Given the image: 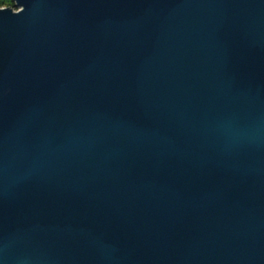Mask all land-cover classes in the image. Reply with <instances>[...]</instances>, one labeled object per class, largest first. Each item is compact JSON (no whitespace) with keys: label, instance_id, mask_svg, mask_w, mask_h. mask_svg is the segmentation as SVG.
Masks as SVG:
<instances>
[{"label":"water","instance_id":"water-1","mask_svg":"<svg viewBox=\"0 0 264 264\" xmlns=\"http://www.w3.org/2000/svg\"><path fill=\"white\" fill-rule=\"evenodd\" d=\"M0 264H264V0L0 6Z\"/></svg>","mask_w":264,"mask_h":264},{"label":"rangeland","instance_id":"rangeland-1","mask_svg":"<svg viewBox=\"0 0 264 264\" xmlns=\"http://www.w3.org/2000/svg\"><path fill=\"white\" fill-rule=\"evenodd\" d=\"M14 2V0H0V6H2V5H13L14 6V4H12Z\"/></svg>","mask_w":264,"mask_h":264},{"label":"trees","instance_id":"trees-1","mask_svg":"<svg viewBox=\"0 0 264 264\" xmlns=\"http://www.w3.org/2000/svg\"><path fill=\"white\" fill-rule=\"evenodd\" d=\"M12 4H14V2Z\"/></svg>","mask_w":264,"mask_h":264}]
</instances>
